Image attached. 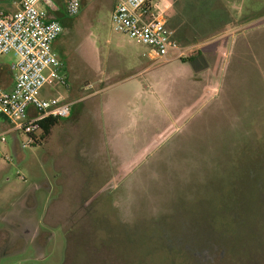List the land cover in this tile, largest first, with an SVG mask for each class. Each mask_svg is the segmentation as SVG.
<instances>
[{
	"label": "rangeland",
	"instance_id": "1",
	"mask_svg": "<svg viewBox=\"0 0 264 264\" xmlns=\"http://www.w3.org/2000/svg\"><path fill=\"white\" fill-rule=\"evenodd\" d=\"M14 1L0 0V10L14 11ZM171 1L153 0L154 12L170 15L172 22L191 15L182 27L191 32L189 44L179 40L178 27L168 26L181 46L195 47L194 68L205 76L191 92H179L191 112L180 128L160 137L147 134L152 146L121 150L105 142L100 119L78 113L62 119L65 127H55L42 144L23 148L27 137L6 134L10 125L0 117L6 139L0 141V214L13 212L23 191L46 181L49 190L38 192L35 213L45 208V222L53 227L60 221L69 240L47 249L44 261L23 264H264V0H217L219 6L213 0L200 6L198 0H178L168 10ZM61 23L54 51L66 58L71 79L66 87L51 82L43 98L69 101L76 79L92 80L84 58L93 56L95 35L118 39L139 57L147 51L114 32L105 12L94 13L87 0L78 17ZM102 55L106 68V48ZM13 62V54L0 58L3 88L12 82ZM93 85L84 94L106 87ZM97 102L81 106L95 110ZM2 230L0 224V236Z\"/></svg>",
	"mask_w": 264,
	"mask_h": 264
},
{
	"label": "built area",
	"instance_id": "2",
	"mask_svg": "<svg viewBox=\"0 0 264 264\" xmlns=\"http://www.w3.org/2000/svg\"><path fill=\"white\" fill-rule=\"evenodd\" d=\"M41 0H15V10H0V58L13 54L15 62L9 65L13 88L0 85V116L10 125L6 134L27 137L23 148L34 143L32 135L39 132L37 123L44 118L65 119L71 115L73 104L62 98H43L42 91L55 82L67 86L65 64L53 49L63 32L58 21L45 19L39 8ZM153 0H118L111 14L114 32L147 48L145 57L153 64L171 59L187 60L194 46H181L173 37L165 16L154 12ZM81 11V0H66L68 17ZM94 89L93 84L82 87ZM5 134L0 135L5 143Z\"/></svg>",
	"mask_w": 264,
	"mask_h": 264
},
{
	"label": "crops",
	"instance_id": "3",
	"mask_svg": "<svg viewBox=\"0 0 264 264\" xmlns=\"http://www.w3.org/2000/svg\"><path fill=\"white\" fill-rule=\"evenodd\" d=\"M87 1L94 13L99 10L104 11L111 24V14L118 0ZM81 3L83 4L84 0H81ZM39 8L48 21L61 23L65 17H68L66 0H41ZM59 37L53 49L58 45ZM94 37L96 38L90 41L93 56L89 61L84 58L88 66L84 71L93 76L92 80L84 83H80L79 79L74 81V83L77 82L75 84L77 88L70 90L71 99L66 100L73 104L72 112L63 120L68 121L70 117L74 118L78 113L88 114L91 119H100L107 135L105 142L121 150L152 146V139L149 141L150 136L148 137L147 134H150L152 138L160 137L162 132L172 131L185 124L191 112L187 113L186 105L182 103L179 92L183 88H186L185 94L188 88L191 92L193 86L200 84L201 80L198 78L205 77L200 71L195 70L194 61L171 59L161 64H153L144 56L145 53L139 57L118 39L103 41L99 35ZM99 44H104L103 48L105 46L108 50L109 61L106 68L103 66L102 55L105 48L99 47ZM69 56L72 54L69 53ZM60 59L65 64L69 83L71 78L68 76L66 58L60 57ZM87 84H104L106 87L92 94H84L87 92L83 91L82 87ZM12 88L13 81L5 87L7 90ZM207 89V85L204 86L203 92ZM94 98L100 99L95 110L88 105L81 106L83 102L90 103ZM58 126L65 127V124Z\"/></svg>",
	"mask_w": 264,
	"mask_h": 264
},
{
	"label": "flooded vegetation",
	"instance_id": "4",
	"mask_svg": "<svg viewBox=\"0 0 264 264\" xmlns=\"http://www.w3.org/2000/svg\"><path fill=\"white\" fill-rule=\"evenodd\" d=\"M121 173L125 177L123 180L128 181L129 178L125 176L126 173ZM18 177L24 180L20 173H18ZM41 189L49 190L46 181L33 184L23 191L12 204L13 212L0 214V224L4 226L3 235L0 236V261L4 258L16 257L21 258L19 264H23L25 260L29 259L42 262L49 255L46 250L48 249L49 252L58 246L61 238H63L65 246L69 245L68 238L64 236V225L60 221L53 227L48 226L45 219L49 213L45 208L42 211V217L35 213L36 209L40 207L38 192ZM42 200L44 201L43 198ZM49 204L51 205V202ZM41 228L45 230L41 231ZM52 230H59L62 237H59ZM3 236L5 237L2 239ZM50 240H54V242L50 244ZM49 244L51 246H48Z\"/></svg>",
	"mask_w": 264,
	"mask_h": 264
},
{
	"label": "trees",
	"instance_id": "5",
	"mask_svg": "<svg viewBox=\"0 0 264 264\" xmlns=\"http://www.w3.org/2000/svg\"><path fill=\"white\" fill-rule=\"evenodd\" d=\"M180 2L181 1H178V0H172L170 2V5L168 6V10L171 9V8H175L176 9L177 6L180 4ZM196 2L199 3L197 6H200V4L201 5L204 4V0H198ZM212 2L214 3L213 5L219 6V4L217 3V0H213ZM186 4H187V2H185L184 5H186ZM198 11L201 12L200 9H198ZM182 14L183 15H181L180 17L174 16L175 17V22H172V17L169 15L168 24L169 25H172V26L175 25L176 27H178V29H180L179 32H180V36H181L179 40H182L185 44H189L188 43L189 42V40H188L189 35L188 34H191V32L187 31L188 29L186 27L185 28H182V27L183 26H187L186 24H189L188 19L191 17V15L189 14V17H186L187 18L186 19L185 16H184V13H182ZM194 16H196V14ZM177 17L179 18V21H178V18ZM202 17H203L202 14L201 15L200 14H197V16H196L197 20H198V18H202ZM180 21H181V24H180ZM200 27L201 26H199V28ZM201 28H203L206 31L205 26H203ZM172 32H173L174 39L181 45V43L175 38V32L173 30H172ZM194 59H195L194 57H191V58H189L187 60H182V61H184V62H192V61H194ZM0 78H1V75H0ZM61 120L62 119H59V118H50V117L49 118H44V119L40 120L37 123L38 128H39V134L38 135L37 134L36 135H32V137L34 139V143L33 144H42L43 142H45L50 137L52 129L54 127L58 126L60 124V121Z\"/></svg>",
	"mask_w": 264,
	"mask_h": 264
}]
</instances>
